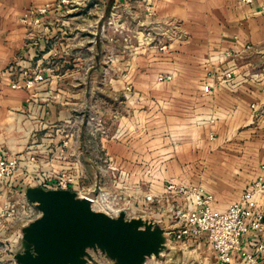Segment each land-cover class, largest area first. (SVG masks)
<instances>
[{"label":"crops","instance_id":"0c3cea01","mask_svg":"<svg viewBox=\"0 0 264 264\" xmlns=\"http://www.w3.org/2000/svg\"><path fill=\"white\" fill-rule=\"evenodd\" d=\"M56 1L0 0V148L19 151L26 145L35 124L29 118L34 103L29 101L32 90L24 86L19 72L25 66L35 69L37 54L49 46L48 39L54 35L41 29L43 25L29 24L23 18L31 10ZM113 1L70 0L65 5L74 11L65 21L76 30V38L77 35L81 38L78 43L87 39L84 32L93 33L94 23L99 24L108 15ZM153 3L157 17L178 24L179 36L170 39L169 49L164 52L151 49L147 55H137L126 75L130 78L116 79L117 86L112 83L125 89L126 96L135 103L148 104L149 112L136 109L133 118L163 111L167 121L163 132L165 146L159 149V158L146 160L150 158L149 152L140 156L138 143L148 150L156 148L148 144L155 139H146L144 121L138 118L132 123L137 128L135 132L140 131L136 139L122 138L131 132L122 129L120 137H101L100 148L114 158L117 172L128 174L129 185L139 183L142 188L162 192L166 182L172 180L201 184L214 195L215 208L225 210L258 175L264 176V116H254L252 107L253 103L264 107V0H153ZM93 4L100 6L95 22L91 15ZM52 28L61 34L62 27ZM228 50L234 54L231 58L226 56ZM53 52L43 59L44 73L49 79L39 89L42 93L50 90L56 94L44 104L48 109L44 117L48 125L70 120L80 110L79 101L63 99L58 74L63 63H55ZM12 63L18 67L13 75L8 73ZM228 66L233 68V79L229 82L218 79L217 74ZM167 72L173 73L171 79L158 80L159 73ZM18 78L20 86H13ZM206 82L212 84L209 91L204 90ZM84 128L82 139L71 148L80 154L85 181L93 184L103 160L97 156L99 146L88 142ZM71 148L65 151V159L58 160V167L75 158L69 155ZM143 164L162 170L149 169V179L145 181L140 171ZM101 177L108 187H113L111 171ZM157 183L160 189L154 187ZM263 238L260 232L245 233L242 246L255 250ZM234 255V264H247L240 261L238 252ZM185 256L190 264L217 262V253L204 235L195 250L185 252Z\"/></svg>","mask_w":264,"mask_h":264},{"label":"built area","instance_id":"2783aa9c","mask_svg":"<svg viewBox=\"0 0 264 264\" xmlns=\"http://www.w3.org/2000/svg\"><path fill=\"white\" fill-rule=\"evenodd\" d=\"M69 1L58 0L38 7L23 19L29 24L43 25L41 29L47 32L50 28L44 26L46 18L53 11H61ZM161 48L166 49L167 44ZM53 50L49 48L39 56L35 69L25 66L19 72L24 86L32 90L29 101L34 103L29 118L34 119L35 124L25 147L19 151L0 148V264L15 263L14 248L17 241L22 240L23 227L42 214L36 203L26 196V188L30 185L70 188L79 195L89 196L93 205L97 203V209L111 215L123 211L126 217L128 214L133 217L149 216L164 227L168 247L156 256L155 264H190L185 252H193L203 235L217 253L216 264H234V252H238L240 261L247 264H264V238L255 246V250H246L242 246L245 233L260 232L264 236V176L258 175L246 186L239 199L231 202L225 210L215 208L214 195L201 184L172 180L166 182L162 192L142 188L139 183L129 185L128 174L117 172L114 158L100 148L99 139L109 137V129L101 116L91 112L88 116L86 113H77L72 119L57 124L48 125L45 122L48 109L44 104L55 95L50 90L42 93L39 89L49 79L44 73L43 59ZM233 55L231 50L226 52L227 57ZM17 70L14 63L8 67V73L12 75ZM220 73L217 74L218 79L227 82L233 79L232 66ZM157 77L158 80L171 79L173 73H159ZM19 80H15L13 86H20ZM211 86L209 82L203 85L206 91ZM252 107L254 116H264V107H259L257 103H253ZM84 127L89 135L88 142L99 146L97 156L103 160L99 164L100 174L104 176L106 171H111L112 188L98 175L93 184L85 181L80 154L71 148L82 139ZM68 148H71L69 155L75 158L66 160L58 167V160L66 158L65 151Z\"/></svg>","mask_w":264,"mask_h":264},{"label":"rangeland","instance_id":"374dc122","mask_svg":"<svg viewBox=\"0 0 264 264\" xmlns=\"http://www.w3.org/2000/svg\"><path fill=\"white\" fill-rule=\"evenodd\" d=\"M99 11L100 6L93 4L91 15L94 22ZM73 14L74 11H69L66 6L61 11H53L49 14L44 26L50 28L48 35H54L48 39L49 46H46L45 50L39 54L40 56L49 48H54L55 63H63L58 72L59 81L63 85L61 89L65 94L63 99L79 101L80 110H77L78 113H86L88 116L91 112L93 115L101 116L109 129V139L120 133L122 129L131 130L122 138L136 139V134L140 131L135 132L137 128L133 127L132 123L138 118L144 121L143 132H147L146 139H155L153 141L148 140L151 143L147 141L146 144H151L152 148H156V150H148L139 143L137 149L140 156L147 155V152L150 153V158H145L146 160L159 158L161 155L159 149L163 147L165 142L163 132L167 127V121L162 115L163 111L160 110L161 113L159 110L156 113L153 111L150 115L148 113L143 115V113L137 116V119L136 117L133 118L137 113L136 109L149 112L148 104H137L130 100L124 92L125 89L116 87V79L128 75L132 60L137 55H147L151 49L161 52L168 50L170 39L177 38L180 34L177 28L178 24L165 22L157 17L153 0H115L108 15L99 24L94 23L93 29H91L93 33L91 31L84 32L87 39L78 43L81 38H78L79 35L76 38V30L72 28L70 23L67 24L68 21H65L69 20V16ZM62 22L66 24L63 25ZM52 26L55 28L62 27L60 29L61 34H56ZM165 44H167V48L162 49L161 47ZM81 45L84 46L82 50L79 49ZM60 49L61 51H58ZM112 81L116 86L113 85ZM149 169H152L153 172L155 169L156 172L162 170L155 165L143 164L140 171L143 173L142 176L145 177V181L149 179ZM98 177H101L100 172ZM157 186L158 183L154 187L160 189V186H158L159 188ZM130 217L133 216L128 214L127 218ZM144 217L149 218V216ZM21 241L20 239L17 241L15 250L21 247ZM89 252L92 256L88 260L89 264H114V260L100 248L98 250L90 248ZM156 261L157 257L152 256L148 258L147 264H155Z\"/></svg>","mask_w":264,"mask_h":264},{"label":"water","instance_id":"95a60500","mask_svg":"<svg viewBox=\"0 0 264 264\" xmlns=\"http://www.w3.org/2000/svg\"><path fill=\"white\" fill-rule=\"evenodd\" d=\"M26 196L42 214L23 227L14 264H89L90 248L114 264H146L168 248L165 229L154 220L111 215L70 188L30 185Z\"/></svg>","mask_w":264,"mask_h":264},{"label":"bare ground","instance_id":"6f19581e","mask_svg":"<svg viewBox=\"0 0 264 264\" xmlns=\"http://www.w3.org/2000/svg\"><path fill=\"white\" fill-rule=\"evenodd\" d=\"M94 208H96L97 209V203H94ZM144 219H145V217H143ZM147 219V218H146ZM161 252H163V250H161ZM152 256H154V255H152ZM147 261H148V259H147ZM147 261H146V263H147Z\"/></svg>","mask_w":264,"mask_h":264},{"label":"trees","instance_id":"16d2710c","mask_svg":"<svg viewBox=\"0 0 264 264\" xmlns=\"http://www.w3.org/2000/svg\"><path fill=\"white\" fill-rule=\"evenodd\" d=\"M111 5L109 6V9H110ZM109 9H108V12H109Z\"/></svg>","mask_w":264,"mask_h":264}]
</instances>
